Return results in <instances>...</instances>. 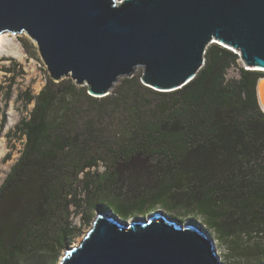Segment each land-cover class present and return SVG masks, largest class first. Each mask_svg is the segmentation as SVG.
<instances>
[{
  "label": "trees",
  "instance_id": "obj_1",
  "mask_svg": "<svg viewBox=\"0 0 264 264\" xmlns=\"http://www.w3.org/2000/svg\"><path fill=\"white\" fill-rule=\"evenodd\" d=\"M239 56L210 44L196 77L173 91L143 84L140 70L103 97L71 77L26 92L24 148L0 185V264L58 263L72 207L90 221L98 191L125 218L149 207L196 215L225 241L264 228V71L243 66L228 79Z\"/></svg>",
  "mask_w": 264,
  "mask_h": 264
},
{
  "label": "water",
  "instance_id": "obj_2",
  "mask_svg": "<svg viewBox=\"0 0 264 264\" xmlns=\"http://www.w3.org/2000/svg\"><path fill=\"white\" fill-rule=\"evenodd\" d=\"M3 33H27L54 81L71 77L96 97L139 70L155 90L180 89L202 69L212 43L239 50L246 65L264 71V0H0ZM256 94L264 112V75ZM59 264L222 262L197 223L164 212L131 222L100 212Z\"/></svg>",
  "mask_w": 264,
  "mask_h": 264
},
{
  "label": "rangeland",
  "instance_id": "obj_3",
  "mask_svg": "<svg viewBox=\"0 0 264 264\" xmlns=\"http://www.w3.org/2000/svg\"><path fill=\"white\" fill-rule=\"evenodd\" d=\"M4 36L3 41L5 42L2 47L4 50L0 52V150L3 153L0 158V185L24 148L25 137L21 135L17 126L23 118L29 116L34 105L33 102L27 103L26 92L38 94L46 84L48 77H51L47 65L41 58L37 43L27 33H6ZM243 62L240 57L238 63L227 70L226 77L228 79L240 78ZM9 111L12 115H9ZM9 118L12 124L7 126ZM105 169L106 164L102 162L99 171ZM100 192L98 191V196L94 197L93 201L94 204L99 203L102 207L95 209L94 216L90 221H86L82 216L83 209L72 207L71 221L74 231L67 241V246L62 249L56 264H59L66 249L82 241L100 212H108L126 222L148 219L156 212H164L167 215V211L161 207L153 209L149 207L150 210L144 213L133 212L125 218L118 214L112 205L106 203L105 199L100 196ZM109 194L117 202L121 200L118 187H111ZM103 195L109 196L108 194ZM169 217L183 224L197 223L202 226L214 239L222 264H264V228L245 232L240 238L225 241L201 217L196 215H187L182 219L171 215Z\"/></svg>",
  "mask_w": 264,
  "mask_h": 264
},
{
  "label": "bare ground",
  "instance_id": "obj_4",
  "mask_svg": "<svg viewBox=\"0 0 264 264\" xmlns=\"http://www.w3.org/2000/svg\"><path fill=\"white\" fill-rule=\"evenodd\" d=\"M6 34V33H5ZM5 34H0V52H2L4 49L2 48L3 47V44H4V42L5 41H3V36L5 35ZM5 37V36H4ZM215 42H217V41H215ZM219 42V41H218ZM221 43V42H220ZM221 44H223V43H221ZM223 45H225V44H223ZM225 46H227V45H225ZM239 54H240V51L239 50H236ZM241 57V56H240ZM250 67H253V66H250ZM253 68H255V67H253ZM9 115H12V113H11V111H9ZM12 117V116H11ZM9 122H8V124H7V126H9L10 124H12L11 123V119L9 118ZM12 121H13V119H12ZM2 152H1V150H0V158L2 157Z\"/></svg>",
  "mask_w": 264,
  "mask_h": 264
},
{
  "label": "built area",
  "instance_id": "obj_5",
  "mask_svg": "<svg viewBox=\"0 0 264 264\" xmlns=\"http://www.w3.org/2000/svg\"><path fill=\"white\" fill-rule=\"evenodd\" d=\"M243 63H244V62H243ZM243 66H244L246 69L253 68V67H250V66L246 65L245 63L243 64Z\"/></svg>",
  "mask_w": 264,
  "mask_h": 264
}]
</instances>
